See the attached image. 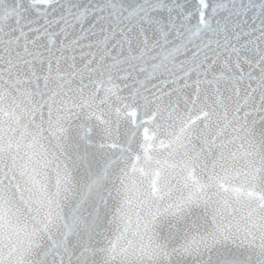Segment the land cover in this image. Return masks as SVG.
<instances>
[{"label": "snow or ice", "instance_id": "snow-or-ice-1", "mask_svg": "<svg viewBox=\"0 0 264 264\" xmlns=\"http://www.w3.org/2000/svg\"><path fill=\"white\" fill-rule=\"evenodd\" d=\"M0 264H264V0H0Z\"/></svg>", "mask_w": 264, "mask_h": 264}]
</instances>
